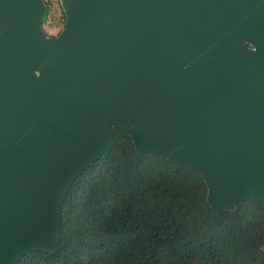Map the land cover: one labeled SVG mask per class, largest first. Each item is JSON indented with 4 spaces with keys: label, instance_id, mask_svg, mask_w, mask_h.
Listing matches in <instances>:
<instances>
[{
    "label": "water",
    "instance_id": "water-1",
    "mask_svg": "<svg viewBox=\"0 0 264 264\" xmlns=\"http://www.w3.org/2000/svg\"><path fill=\"white\" fill-rule=\"evenodd\" d=\"M0 0V264L59 248L79 175L128 132L200 173L214 210L264 202V0Z\"/></svg>",
    "mask_w": 264,
    "mask_h": 264
},
{
    "label": "trees",
    "instance_id": "trees-1",
    "mask_svg": "<svg viewBox=\"0 0 264 264\" xmlns=\"http://www.w3.org/2000/svg\"><path fill=\"white\" fill-rule=\"evenodd\" d=\"M48 21L65 26L60 0H44ZM64 19V20H63ZM111 152L74 181L63 205L56 252L18 264H264V202L214 210L203 176L176 158L137 152L111 127Z\"/></svg>",
    "mask_w": 264,
    "mask_h": 264
},
{
    "label": "rangeland",
    "instance_id": "rangeland-1",
    "mask_svg": "<svg viewBox=\"0 0 264 264\" xmlns=\"http://www.w3.org/2000/svg\"><path fill=\"white\" fill-rule=\"evenodd\" d=\"M44 28L49 33H55L58 31L59 25H55L52 21H45Z\"/></svg>",
    "mask_w": 264,
    "mask_h": 264
}]
</instances>
